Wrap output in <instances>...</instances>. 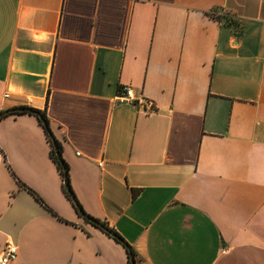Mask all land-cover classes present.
Instances as JSON below:
<instances>
[{"label": "crops", "instance_id": "obj_1", "mask_svg": "<svg viewBox=\"0 0 264 264\" xmlns=\"http://www.w3.org/2000/svg\"><path fill=\"white\" fill-rule=\"evenodd\" d=\"M21 106L135 264H264V0H0V112ZM49 148L0 118L8 264H126Z\"/></svg>", "mask_w": 264, "mask_h": 264}, {"label": "trees", "instance_id": "obj_2", "mask_svg": "<svg viewBox=\"0 0 264 264\" xmlns=\"http://www.w3.org/2000/svg\"><path fill=\"white\" fill-rule=\"evenodd\" d=\"M212 15V14H211ZM214 16V15H213ZM223 16L226 18L227 21H229L231 23L230 18L227 17V15L223 14ZM217 18V17H214ZM219 19V18H218ZM17 111H10L7 110L8 112L4 115H2V117L9 115V114H22V113H26L29 115H33L38 123L41 125V127L43 128L47 141L49 143V156L51 158V160L53 161V163L55 164L57 171L59 172L61 179H62V189L64 194L71 199V202L74 206V208L76 209V211L79 213V215H81V213L85 214L86 218L83 217V220L89 224H91L92 226L98 228L99 230H101L102 232H104L106 235H108L109 237H111L113 240H115L116 242H118L119 244H121L126 252V256H127V260H126V264H130L129 263V257H128V249L131 251L133 257H135V253L134 251L131 249V247L123 240V238L113 229H111L106 222L101 221L95 217L90 216L89 214L85 213L83 211V209L81 208V206L79 205V203L77 202V200L75 199V197L72 198L73 191L71 189L70 183H69V178H68V166L67 163L64 161V159L61 157V145L60 143L54 138L53 134L51 133V130L49 128L48 125V121L47 118L44 114L43 111L32 108V107H25V106H21L17 108ZM1 113V112H0ZM41 116V117H40ZM1 117V118H2ZM41 119L45 120L46 122V126H44L42 124ZM53 143L56 144L57 146V150H58V155H56L54 147H53ZM12 175L16 178V180L22 185L24 186L32 195L33 197L41 204L43 205L46 209H48L50 212H52L53 214H55L45 203L44 201L30 188L26 187L23 183H21L17 177L13 174ZM101 226L105 227L107 230H104Z\"/></svg>", "mask_w": 264, "mask_h": 264}, {"label": "built area", "instance_id": "obj_3", "mask_svg": "<svg viewBox=\"0 0 264 264\" xmlns=\"http://www.w3.org/2000/svg\"><path fill=\"white\" fill-rule=\"evenodd\" d=\"M117 96L120 101H133V91L130 87L127 86L121 87ZM16 256V246L8 242L0 250V264H8L10 261H13Z\"/></svg>", "mask_w": 264, "mask_h": 264}, {"label": "water", "instance_id": "obj_4", "mask_svg": "<svg viewBox=\"0 0 264 264\" xmlns=\"http://www.w3.org/2000/svg\"><path fill=\"white\" fill-rule=\"evenodd\" d=\"M18 109L17 108H14V109H11L10 111H17ZM8 111H3V112H1L0 113V118L2 117V115H4V114H6ZM41 117V116H40ZM41 121H42V124L44 125V126H46V122H45V120H43V119H41ZM53 147H54V150H55V153H56V155H58V150H57V146H56V144L55 143H53ZM74 197V195H72V198ZM81 216L82 217H85L86 218V216H85V214H83V213H81ZM104 230H107L105 227H103V226H101ZM108 231V230H107ZM128 257H129V263L130 264H135V260H134V257H133V255H132V253H131V251L128 249Z\"/></svg>", "mask_w": 264, "mask_h": 264}]
</instances>
